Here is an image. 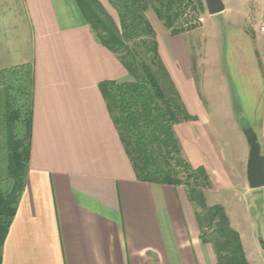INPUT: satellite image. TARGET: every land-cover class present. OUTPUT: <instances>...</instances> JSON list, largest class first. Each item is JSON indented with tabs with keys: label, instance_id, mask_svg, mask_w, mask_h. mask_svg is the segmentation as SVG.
I'll return each instance as SVG.
<instances>
[{
	"label": "crops",
	"instance_id": "obj_1",
	"mask_svg": "<svg viewBox=\"0 0 264 264\" xmlns=\"http://www.w3.org/2000/svg\"><path fill=\"white\" fill-rule=\"evenodd\" d=\"M17 1L21 13L0 14V69L34 64L31 149L25 186L0 244V264H217L213 239L203 235L204 221L186 190L135 179L98 87L128 77L95 40L75 1ZM97 1L114 18L106 0ZM221 1L223 12L210 16L206 11L200 30L203 34L209 24L214 62L226 65L236 84L240 101L231 104L227 96V116L233 118L229 124L238 153L211 128L202 93L207 50L196 80L189 43L183 35L171 36L149 13L161 60L187 113L196 118L176 126L175 133L189 163L209 176L211 187L203 190L207 207L213 206L208 205L210 195L229 194L236 200L260 189H250L246 180L249 146L238 117H250L247 128L258 142L264 138V0ZM245 3L255 5L252 19L218 27L215 18L231 14L230 5ZM3 20L11 21V30H3ZM244 95L251 97V106ZM224 212L247 263L256 264L258 255L264 264L263 244L258 247L256 235L246 239Z\"/></svg>",
	"mask_w": 264,
	"mask_h": 264
},
{
	"label": "trees",
	"instance_id": "obj_2",
	"mask_svg": "<svg viewBox=\"0 0 264 264\" xmlns=\"http://www.w3.org/2000/svg\"><path fill=\"white\" fill-rule=\"evenodd\" d=\"M95 40L116 57L128 80L99 84L110 120L139 182L182 187L195 208L205 209L203 190L211 187L203 167L183 154L175 127L195 121L164 66L149 13L171 36L199 23L200 0H106L114 18L97 0H74ZM192 15H189V14ZM197 20V21H196ZM193 77L198 80L195 60ZM34 102L33 62L0 69V244L15 215L29 167ZM217 221V264H247L238 234L221 208L210 207ZM198 216V214H197ZM200 219V218H199ZM204 235V234H203Z\"/></svg>",
	"mask_w": 264,
	"mask_h": 264
},
{
	"label": "rangeland",
	"instance_id": "obj_3",
	"mask_svg": "<svg viewBox=\"0 0 264 264\" xmlns=\"http://www.w3.org/2000/svg\"><path fill=\"white\" fill-rule=\"evenodd\" d=\"M16 2L18 1L16 0ZM230 6L231 8H233L231 14H221V16H216L217 18H215L218 27H220L222 30L225 26H228V23L236 24L239 22H244V19L249 20L252 19L253 16H255L256 8L253 3L232 4ZM21 7V3H15V0H0L1 16H3V14L8 15L9 12L21 13ZM11 8H13L14 11H11ZM205 13L206 10L204 8H200L199 12L196 13V17H198L197 19H199L200 21L201 17ZM189 15L192 14L190 13ZM10 22V20H3L2 28L5 32H7V30H11L10 27L8 28V24H10ZM16 22H19L17 16ZM193 24L196 25V27L193 30L184 33L183 37L189 43L191 59H194L196 62L197 74L199 75V77L201 74L198 63L201 59L204 58L205 49L207 50L209 63L207 64L206 71H208V74L205 76L204 81L202 83V93L211 113V128L215 136L221 135L223 137L222 139L223 141H225L224 144L226 146H229V149H231V151L237 152L239 150V146L235 138V132L230 126V124H233V118L231 116H227V113L229 111V102L227 101V96H231V104H236V101H240L237 89L235 87L236 84H234L235 86L231 84L228 78L226 65L221 63L220 67H217V64L214 62L215 53L213 47L215 41L210 33L211 28L209 24L207 25L205 30H203V34L200 30L201 23L194 22ZM18 27L19 26H17V28ZM206 36L208 37L207 43H205L204 41ZM223 76L225 80L222 78ZM240 90H242V87ZM242 91L243 93L245 92V90ZM244 96L245 102L247 103V107L251 106V97L249 96L250 99H247V96ZM249 118L250 117H238L237 121L241 125L242 129L247 128V124L250 121ZM260 143L264 145V138L261 137L259 139V144ZM261 154L264 155V147H262ZM5 176V164L2 163L0 164V179H3ZM207 201L208 205L213 204L212 207L221 208L223 211L227 210L233 222H236V224L241 228V230H243V233H245L244 236H246V239L250 238V235H256L258 247L262 249V245L260 244L262 243L264 246V187L260 188L256 192L240 195L238 198L236 197V200L233 195L216 193L208 196ZM214 204H216V206ZM241 207H243L242 210ZM196 209L198 217L204 221L203 234L211 237L215 242L220 243L221 240L217 237L218 219L215 218L214 220L210 221L212 216L211 211H209L210 207L206 206L205 209ZM248 220L252 221L253 229L250 228ZM253 262L256 264H262V260L258 257V255H256Z\"/></svg>",
	"mask_w": 264,
	"mask_h": 264
},
{
	"label": "water",
	"instance_id": "obj_4",
	"mask_svg": "<svg viewBox=\"0 0 264 264\" xmlns=\"http://www.w3.org/2000/svg\"><path fill=\"white\" fill-rule=\"evenodd\" d=\"M208 15L214 16L224 10L221 0H204ZM243 134L249 146L246 166V180L250 189L264 187V156L257 136L251 128L243 129Z\"/></svg>",
	"mask_w": 264,
	"mask_h": 264
}]
</instances>
